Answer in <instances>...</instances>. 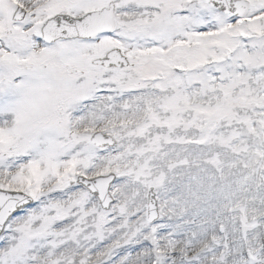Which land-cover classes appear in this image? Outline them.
<instances>
[{
  "label": "snow or ice",
  "instance_id": "1",
  "mask_svg": "<svg viewBox=\"0 0 264 264\" xmlns=\"http://www.w3.org/2000/svg\"><path fill=\"white\" fill-rule=\"evenodd\" d=\"M0 264H264V0H0Z\"/></svg>",
  "mask_w": 264,
  "mask_h": 264
}]
</instances>
